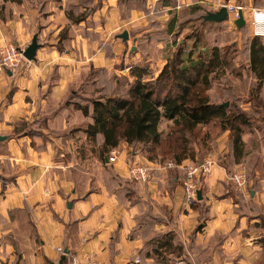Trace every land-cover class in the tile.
Segmentation results:
<instances>
[{
	"label": "crops",
	"instance_id": "1",
	"mask_svg": "<svg viewBox=\"0 0 264 264\" xmlns=\"http://www.w3.org/2000/svg\"><path fill=\"white\" fill-rule=\"evenodd\" d=\"M20 1L0 0V45L10 40L24 50L36 36L38 47L35 58L16 69L0 67V264H49L65 249L66 264L71 257H90L100 264H264V225L258 216L264 212L259 206L264 205L261 168L254 178L263 185L246 194L215 160L199 185L202 198L185 208L182 165L190 160L176 166L172 177L154 168L150 180L135 181L128 176V157L153 166L156 162L124 142L108 153L115 152L113 161L107 155L98 161L101 136L92 144L77 129L91 118L65 104L82 83L90 79L98 84L96 75L88 77L92 68H104L107 77H114L120 63L128 58L144 62L150 50L167 47L164 57H170L176 47L172 34L158 39L153 28L164 27L174 13L179 16L193 4L216 11L213 0ZM224 1L244 6L247 28L250 9H264V0ZM90 5L95 9L86 20L71 23L66 16L68 8L77 12ZM226 27L234 31L232 41L241 44L240 27L229 21ZM120 30L128 31L127 39L118 37ZM186 36L184 28L176 39L189 42ZM247 76L249 86L254 77ZM241 78L232 79L239 83ZM130 83L127 76L125 84ZM241 105L249 109L247 102ZM22 121L41 134H26ZM254 132L262 139L257 155L264 163V139ZM248 135L250 131L242 135L245 157L252 153ZM227 137L226 130L215 139L223 143L213 154L230 151ZM77 144L90 149L76 152ZM77 159L97 162L96 173ZM165 231H173L183 249L159 263L144 253L147 241Z\"/></svg>",
	"mask_w": 264,
	"mask_h": 264
},
{
	"label": "trees",
	"instance_id": "2",
	"mask_svg": "<svg viewBox=\"0 0 264 264\" xmlns=\"http://www.w3.org/2000/svg\"><path fill=\"white\" fill-rule=\"evenodd\" d=\"M79 1L85 3L86 0ZM94 9L95 5L83 7L77 12L68 8L65 13L74 23L86 20ZM206 11L193 4L185 11H180L179 16L174 13L164 27L156 25L153 28L154 36L158 39L172 34L176 45L156 75L140 61L129 66L131 83L126 85L127 77L115 73L114 77H107L104 68H92L88 77L96 75L98 84H91L89 79V82L82 83L75 92L68 94L65 104L91 118L90 122L77 129H81L92 144L101 136L98 144L101 157L124 142L151 161L172 160L180 164L188 159L197 162L200 161L196 159L198 144L208 145L212 133H215L214 138L227 130L230 149L227 156L232 158L233 164H239L247 155L243 133L258 128L263 131L264 139V36L253 35L250 28L252 36L246 38L248 28L245 24L238 26L241 29L240 39L246 38L243 40L244 64L239 63L236 58L240 47L235 41L230 40L221 45L206 44L207 33L214 32L215 28L217 31L227 28L228 23L227 19L221 22L204 21ZM197 22L200 27L208 24L204 32H198L193 26V29L187 30L189 42L176 39L178 32L188 29V23ZM122 66L123 63H120V68ZM244 68L254 77V84L246 86L241 78L242 84L237 87L232 76H241ZM226 72L230 75L227 76ZM214 79L219 80L222 92L224 90L231 97L222 101L214 99L208 92ZM240 92L247 96L242 99ZM242 102H247L249 109L243 108ZM163 119L170 120L169 130L165 134L159 127ZM254 122L260 124L254 128ZM30 125L29 121L21 122L26 134H41ZM199 132L201 135L196 141L195 133ZM165 156L168 157L163 159ZM221 164L230 172L227 162ZM257 166L264 172V163L258 160L251 165V170ZM175 170L176 167L168 168V176L172 177ZM258 216L259 222L264 225V212L260 211ZM174 237L173 231H165L150 238L145 256H152L159 263L167 262L169 253L178 256L183 245L175 243ZM260 239L264 246V236Z\"/></svg>",
	"mask_w": 264,
	"mask_h": 264
},
{
	"label": "built area",
	"instance_id": "3",
	"mask_svg": "<svg viewBox=\"0 0 264 264\" xmlns=\"http://www.w3.org/2000/svg\"><path fill=\"white\" fill-rule=\"evenodd\" d=\"M214 8L217 10L224 5L228 12L227 20L233 23L239 16V12L243 11L244 6L241 3L231 4L224 0H213ZM251 10L250 27L253 35L264 36V19L257 20L255 14L264 12L263 8L253 7ZM23 49H20L14 42L6 41L0 45V67L13 70L19 67L24 61ZM107 161L115 159V152L112 151L110 155L106 156ZM215 159L212 157L204 158L200 161H192L182 165L184 170V177L181 184L183 192V203L185 208H191L197 200V189L202 182V179L209 174L212 166L215 164ZM181 164V163H180ZM179 166L172 160L163 162H156L155 166L146 160H140L138 157H131L127 160L128 176L138 182L148 181L152 178V171L154 168L167 170L171 167ZM228 179L234 184L236 188H242L245 185L246 177L243 169L228 173ZM61 247H57L58 252H63ZM135 262H140L139 258H135ZM67 264H100V262L90 257H71Z\"/></svg>",
	"mask_w": 264,
	"mask_h": 264
},
{
	"label": "rangeland",
	"instance_id": "4",
	"mask_svg": "<svg viewBox=\"0 0 264 264\" xmlns=\"http://www.w3.org/2000/svg\"><path fill=\"white\" fill-rule=\"evenodd\" d=\"M198 22L197 23L188 24V26H187L188 29L187 30L189 31L190 29H193V26H196L195 30H198V32H200L199 30H203V32H204L205 27H207L208 24L206 23L205 26L200 27ZM217 30L218 29L215 28L214 32H210V33L206 32L207 33V35H206V44H208V45H214V44L221 45V43L229 42L230 40H232L235 37L233 30L230 31V30H228L226 28H223V29H221L219 31H217ZM121 31L122 30H120L119 33L123 32V31L122 32ZM185 32L186 31H183V33H185ZM249 32H250V28H248V30H247V34L248 35H246V38H247V36L248 37L250 36ZM246 38L243 37V39H239L238 40V43H241V44H239L240 49H239L238 57L236 58V60H237V62L243 63V64H244L243 50L245 48L244 47L245 43L243 42V40H245ZM151 49H153V48H151ZM166 50H167V47H163L160 50L159 49L150 50L151 54L149 55L148 60L144 61L145 65H147V67L151 71L155 72L159 67H161L163 65V63H164L163 61L166 59L164 57L165 53L167 52ZM138 63H140V62H138ZM134 64H136L135 60L132 59V58H128V60H125L123 62V66L121 68L120 67L117 68V74L118 75H123V76L125 75L126 77L129 76V66L130 65H134ZM247 72L248 71L246 70V68H244L243 71L241 72L242 73V75H241L242 79H244L243 83L246 86H247V83H248V76H247L248 73ZM232 78H233V76H232ZM218 81H219L218 79H214L212 87L209 89L208 92L213 97H215L214 99H216V100L219 99V101H222L225 98L231 97V95L229 96L226 93H224V90L222 92L221 85L218 83ZM239 84H242V83H240V82L238 83L237 82L236 86L238 87ZM253 84H254V80H252V85ZM249 85L251 86V84H249ZM240 93H241L242 99H244L246 97L244 95L245 93H242V92H240ZM263 96H264V93H263ZM258 124H260V123H258V122L255 123L254 122L253 123V127L255 128ZM169 125H170V122H168L166 120H162L160 122L159 127L161 128V130H162V132L164 134L169 130V127H168ZM256 129L258 131H260V129H258V128H256ZM247 131H250V135H248V137H247V141H249V143H248V147L249 148L248 149L252 150V153L243 159V162H242V164L240 166L239 165L236 166V165H234L232 163V158H229L227 156V152L226 151L224 153H222V154H220V152H217L216 154L212 153V151L217 147V145L223 143V142H221L222 140L220 141L219 144H217L218 142L215 143V139L220 135L219 134L217 137L213 138V135L215 133L211 134L210 141L208 139V145L206 143L198 144L199 146L197 145L198 149H199V152H198V156H197L196 159H200V160L202 159L203 160L204 158L212 157V158H214L215 160H217L220 163L221 162H224V163L227 162L228 166L230 167L229 168L230 172L243 169V171L245 173V177H246L245 185L242 188H238L237 190L245 191L246 194H249L250 189L254 188L255 186L260 188L263 185V184L261 185V183L259 181H257L254 178V176H252L253 174H256V172L258 170H260V166L255 167L253 169V171L251 170V168H252L251 165H253V163L256 162L257 160L258 161L261 160L260 157H258V155H257L258 154V152H257L258 151V145L257 144H259V140H262V139H260V137H258L257 132L255 133L252 128L250 130H247ZM260 132H261V134L263 136V133H262L263 131L261 130ZM200 135H201L200 132H199V134L195 133V140L196 141H198L197 139L199 138ZM74 146L77 147L76 148V150H77L76 152H78L79 149H81L82 151H87V150L90 149L89 145H83L84 146L83 147L82 144H77V146L76 145H74ZM81 146H82V148H80ZM83 148H85V149H83ZM215 151H217V150H215ZM127 153L129 154V151ZM213 155H214V157H213ZM88 157H90V156H88ZM100 157H101V155L99 154L98 157H97L98 161H99ZM166 157H168V156H165V158H163V159H166ZM130 158H131V156L128 157V159H130ZM78 161L79 162H84V164L86 166L90 167L93 170L95 169L94 173H96L97 162L90 161V160L83 161V159H77V162ZM189 162H192V161H189ZM254 171H255V173H254ZM230 172H228V173H230ZM259 206L263 209L262 205H259Z\"/></svg>",
	"mask_w": 264,
	"mask_h": 264
},
{
	"label": "water",
	"instance_id": "5",
	"mask_svg": "<svg viewBox=\"0 0 264 264\" xmlns=\"http://www.w3.org/2000/svg\"><path fill=\"white\" fill-rule=\"evenodd\" d=\"M227 17H228V12L226 11L225 6L221 5V7L217 9L216 11L207 10L206 13L204 14L203 20L204 21L212 20L215 22H221L222 20H226ZM233 23L236 26H240L244 24L243 11L239 12V16L237 17L236 20L233 21ZM118 36L122 38L123 40L127 39L128 31L123 30V32L120 33ZM37 47H38L37 38L36 36H33L31 41L26 45V47L23 50L24 58L27 60H33L35 58ZM0 137H4V136H0ZM196 191H197V199H201L202 198L201 191L199 189H197ZM67 253H68V250L65 249L64 252L57 259V262L51 261L49 264H66L65 258H66Z\"/></svg>",
	"mask_w": 264,
	"mask_h": 264
},
{
	"label": "clouds",
	"instance_id": "6",
	"mask_svg": "<svg viewBox=\"0 0 264 264\" xmlns=\"http://www.w3.org/2000/svg\"><path fill=\"white\" fill-rule=\"evenodd\" d=\"M255 18H256L257 20L264 19V12H261V13H259V14H255Z\"/></svg>",
	"mask_w": 264,
	"mask_h": 264
}]
</instances>
